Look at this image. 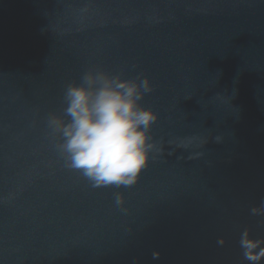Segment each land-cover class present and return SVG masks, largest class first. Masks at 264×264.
I'll return each mask as SVG.
<instances>
[{"label": "water", "instance_id": "obj_1", "mask_svg": "<svg viewBox=\"0 0 264 264\" xmlns=\"http://www.w3.org/2000/svg\"><path fill=\"white\" fill-rule=\"evenodd\" d=\"M96 71L151 88L131 186L60 151ZM0 264H264V0H0Z\"/></svg>", "mask_w": 264, "mask_h": 264}, {"label": "clouds", "instance_id": "obj_2", "mask_svg": "<svg viewBox=\"0 0 264 264\" xmlns=\"http://www.w3.org/2000/svg\"><path fill=\"white\" fill-rule=\"evenodd\" d=\"M150 91L147 79L137 83L100 71L86 72L79 84H69L64 92L68 120L53 121L67 166L93 186L133 185L154 147L149 129L157 115L139 104Z\"/></svg>", "mask_w": 264, "mask_h": 264}]
</instances>
